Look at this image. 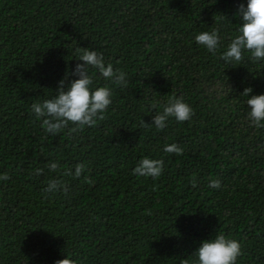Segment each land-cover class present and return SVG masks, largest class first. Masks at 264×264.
<instances>
[{
    "label": "trees",
    "instance_id": "obj_1",
    "mask_svg": "<svg viewBox=\"0 0 264 264\" xmlns=\"http://www.w3.org/2000/svg\"><path fill=\"white\" fill-rule=\"evenodd\" d=\"M0 264H264V0H0Z\"/></svg>",
    "mask_w": 264,
    "mask_h": 264
}]
</instances>
